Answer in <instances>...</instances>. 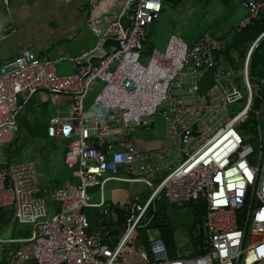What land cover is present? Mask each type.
<instances>
[{"label": "built area", "instance_id": "2783aa9c", "mask_svg": "<svg viewBox=\"0 0 264 264\" xmlns=\"http://www.w3.org/2000/svg\"><path fill=\"white\" fill-rule=\"evenodd\" d=\"M239 1L247 17L237 30L264 17V0ZM164 3L125 0L120 12L88 21L92 48L58 59L22 49L0 67V157L15 138L21 102L40 89L66 94L68 110L48 118L47 135L67 141L64 162L77 179L52 190L59 208L48 212L38 196L35 163L1 161L0 208L13 207L17 221L33 228L5 264H264V136L256 149L237 130L255 108L250 66L264 32L250 43L239 70L223 64L226 45L209 33L191 44L170 35L162 50L149 49V28ZM60 60L70 61L74 73L58 74ZM96 82L101 87L88 100ZM238 100L244 107L230 115V103ZM157 117L164 126L161 144L138 150L135 132L152 128ZM155 176L143 202L136 196L123 206L125 231L113 246L104 225L90 229L87 208L116 214L105 201L109 181L142 184ZM92 187L100 189L97 203L91 202ZM161 193L178 205L205 203L200 253L170 254L153 236L128 260L127 246L153 221Z\"/></svg>", "mask_w": 264, "mask_h": 264}, {"label": "rangeland", "instance_id": "374dc122", "mask_svg": "<svg viewBox=\"0 0 264 264\" xmlns=\"http://www.w3.org/2000/svg\"><path fill=\"white\" fill-rule=\"evenodd\" d=\"M68 10L75 12V9L70 5ZM53 11V10H52ZM42 12V11H41ZM42 16L48 15V12H42ZM246 10L239 0H181L179 3L166 2L160 13L158 19H156L149 28L147 35L146 47L149 49L158 48L162 50L165 47L168 37L172 34L180 36V38L186 43L195 42L202 34L209 33L218 38L227 47V52L223 55V60L228 66L234 68H240L242 60L246 51L247 33L250 30L251 24L248 28L243 29L241 33H238L236 27L246 17ZM35 25L34 31L40 32L38 25H43L42 22L37 20L32 24ZM62 35L58 33H42L41 40L48 42L52 47L54 43L55 47H61L65 41L55 42ZM34 50V49H32ZM54 48L52 47L48 54H53ZM66 54V53H64ZM147 57V56H146ZM263 51L257 49L256 62L252 69L251 87L256 94L255 108L251 111L249 118L244 120L242 124L237 128L247 143L252 144L256 149L259 147L260 139L264 136V83L261 80L264 78V64ZM142 63H146V59L141 58ZM57 73L70 74L73 72L72 63L68 60H60L56 63ZM101 87L100 82H96L93 86L94 91L89 94L90 100L95 96ZM242 94L244 89L241 88ZM88 104V100L86 101ZM244 107V100H238L232 102L229 105L230 115L236 114ZM257 110V114H256ZM34 116L32 122L35 124H43L51 113H53V107L50 103L45 105L39 102L38 106H35ZM158 120H163L161 117H157ZM260 125V131L259 127ZM48 126V122H47ZM47 135V134H46ZM43 134L36 133L33 135L26 129L25 126H20V131L7 152L10 154L9 158L12 161H21L27 159H33L37 165V176L41 184L44 181L49 187L61 186L62 183H77V179L73 176L74 170L68 168L64 163H57L55 168L52 167L54 159H59L62 150L65 148L66 141L62 139L49 138ZM6 152V155H7ZM258 156V150H257ZM48 156L50 158L48 160ZM8 157V156H7ZM48 165V169L42 168V166ZM121 176H127L122 173ZM149 183H136L127 184L118 181H109L106 185L111 186L112 189H118L120 194V202L129 200V198L135 195L141 198L143 202L146 196L157 184L155 177L145 178ZM47 181V182H46ZM134 192V194H133ZM92 195V202L99 201V190L94 188L90 190ZM46 206L48 212L52 210L53 200L50 194L45 196ZM130 204V202L128 203ZM157 213L156 221L160 224H166L175 230L177 240L169 248L171 252L175 253L177 250L181 252L183 256L189 255L194 251V242L198 236H200L201 243L206 240L205 230L202 228L201 219L204 214V207L201 205H188L184 204L179 206L175 203H169L165 195L162 193L156 200ZM124 206V205H123ZM121 207V209L123 208ZM245 211L242 209L238 212L239 225L243 226L245 221ZM106 220H110V217L106 216ZM193 234L189 231L194 227ZM125 221H119L116 224L110 226V231L113 235L121 237L125 231ZM146 229H150L147 234ZM28 234V231L25 230ZM158 230L151 228V226L138 229L134 234L135 247L137 249L142 244L147 242L148 237H153L158 234ZM246 237H249L247 235ZM117 240L114 239L111 246L115 244ZM245 245H247V240ZM132 254L133 248L130 250ZM3 253V251H2ZM1 260V257H0Z\"/></svg>", "mask_w": 264, "mask_h": 264}, {"label": "crops", "instance_id": "0c3cea01", "mask_svg": "<svg viewBox=\"0 0 264 264\" xmlns=\"http://www.w3.org/2000/svg\"><path fill=\"white\" fill-rule=\"evenodd\" d=\"M124 1L125 0H7V3H5L4 0H0V67L7 60L16 57L22 49H30V50L34 49L32 51L37 55V57L41 59H45V58L58 59L65 55H70V56L76 55L84 50L92 48L96 40L93 33L87 29L88 21H90L95 17L112 15L120 12L123 7ZM70 5L75 9V12L68 10V6ZM41 11L48 12V15L43 17L42 16L43 13ZM246 14H247V10H246ZM36 20L39 23L42 22L43 24V25H38L40 32L34 31L33 27L35 25L32 24ZM248 26L241 28L240 30L237 29L236 30L238 33H241L243 29H246ZM43 32L61 34L62 36L57 40H55V42L58 41H65V42L61 47L58 48L55 47L54 46L55 44L53 43L52 44V47L54 48L53 54L52 53L48 54V52L51 50L52 47H49L50 44L48 42H44L41 40ZM250 43L251 41L248 42L246 46L245 54L247 52ZM227 48L228 47L226 46V49ZM225 52L227 51L225 50ZM245 54L240 68H234L228 66L224 60H223V64L228 68H234L239 70L243 66ZM72 70H73L72 73H74L75 71L74 66ZM251 72H252V66H250V73ZM251 77H252V73H251ZM212 82H213V74L211 76L209 75L206 87L209 85V83ZM261 83H264V78L261 80ZM94 89L92 88L91 91H94ZM89 99L90 97H88V100ZM70 100L71 97L66 94L53 93L44 89H40L36 91L26 104H24V102L20 103L21 109L19 110L17 115L18 130L15 133V138L20 131L21 125L25 126L26 129L30 131L33 135H36V133H38L39 135L40 133L43 134V130H45V135L47 134L48 120L43 122V124L41 125L37 123L34 124L32 122V118L35 114L34 112L35 106H38L39 102H42L44 105L47 102L50 103L54 111L53 113L50 114L51 116L53 114H61V115L65 114L68 110ZM161 122L162 121L161 120L159 121L157 118L152 128L147 130L141 129L135 132L134 139H135V145L138 150H149L159 147V145L162 142L163 132H164V126L162 125ZM46 136L48 137V135ZM56 139H61V138H56ZM62 140L66 141L65 139ZM11 144L5 147L4 152L0 157V163L1 161L20 162V161H12L9 158L10 154L7 152V150L8 148H10ZM66 147H67V141L65 144V148L62 150L60 154L59 159L57 160L54 159V161L52 162L53 168L57 166V163L65 164L64 153ZM49 160L50 158L48 156L47 161ZM21 161H33L35 163L37 170L36 162L33 159H27ZM48 167H49L48 165L42 166V168H44L45 170L48 169ZM122 173L124 172H119V175ZM155 180L157 181L156 176H155ZM38 183L40 187V192L38 196L41 197L44 201H45V196H48V194H50L51 196V192L53 189L64 187L68 184H71V182H69V183H62L61 186L58 187L57 186L49 187L47 186L48 184L45 183L44 181L41 184L39 179H38ZM94 188L96 187H92L91 189H89L91 202H92V195L90 193V190ZM98 190L100 189L98 188ZM104 195H105L106 204L113 206L116 209L115 210L116 214L114 216L102 215V212L99 208H87L86 212L90 219V229L97 230L101 225H104L106 231L112 234V232L110 231V226L118 223L119 221H124L125 218L124 211L123 208L121 209V207L123 205H127L137 195H135L134 197L131 196L126 204H125L126 201H123L122 202L123 204H121L119 190L112 189V185L105 187ZM99 200H100V191H99ZM97 202L93 201V203H97ZM51 207H52V211L57 210L59 208V204H57L53 200V205ZM204 207L206 208L205 203H204ZM106 216L110 217V220L107 221ZM100 217H103L104 219L102 223H100L98 220ZM202 228L204 230L203 221H202ZM25 230L28 231V234ZM32 230L33 228L31 225L22 224L17 221L13 207L8 206V207L0 208V257H1L0 264H5L9 261L12 253L20 246L22 241L31 236ZM173 231H174V235H173V239H174L173 244H174L177 240V235L175 230ZM155 236H160L159 232L157 235H154V237ZM113 237L117 241L120 238L117 237L116 235H113ZM151 238L153 237H148L147 242L145 244H142V246H139L137 249H134L135 244L134 246H130L128 244L127 259L128 260L129 258L132 259V257L130 256V254H132L130 252L132 248L134 251L133 253H135L132 254L134 257H136L137 255L136 253L139 248L147 249L148 243ZM194 247H195L194 251L192 253H189V255L191 256L200 253V248H198V245ZM167 249L170 254L173 253L171 252V250H169L168 247Z\"/></svg>", "mask_w": 264, "mask_h": 264}, {"label": "trees", "instance_id": "16d2710c", "mask_svg": "<svg viewBox=\"0 0 264 264\" xmlns=\"http://www.w3.org/2000/svg\"><path fill=\"white\" fill-rule=\"evenodd\" d=\"M181 0H165V3L166 2H175V3H179ZM249 27V26H248ZM247 27V28H248ZM262 32H264V17L263 18H260L259 20L253 22L251 24V27H250V30L248 31L247 33V42H252L258 35H260ZM254 38V39H253ZM259 50H262L263 51V64H264V36L263 38L260 40L259 42V45H258V48ZM257 49L256 51L254 52L253 54V57H252V63H251V66H252V69L255 65V62H256V53H257ZM228 50V48L226 49V51ZM188 205H201L202 207H204V202H201V203H197V204H194L192 202H189V203H186ZM120 211V210H119ZM121 212V211H120ZM204 212H205V207H204ZM202 222V221H201ZM149 226H151V228H155V229H158L159 231V234L161 236V238H163L165 244L167 245L168 248H170L173 244V235H174V231L173 229L166 225V224H160L159 222L156 221V216L154 217L153 221L149 224ZM196 226L194 225V227L191 228V230L189 231L191 234H193V231H194V228ZM111 234V233H110ZM113 236V234H111ZM135 239L132 237L131 238V241L129 242V245L130 246H134L135 244ZM203 243H201V240H200V236L197 237V239H195V242H194V246H200L202 245ZM170 250V249H169Z\"/></svg>", "mask_w": 264, "mask_h": 264}, {"label": "snow or ice", "instance_id": "6c2138e0", "mask_svg": "<svg viewBox=\"0 0 264 264\" xmlns=\"http://www.w3.org/2000/svg\"><path fill=\"white\" fill-rule=\"evenodd\" d=\"M148 7L151 8V7H153V5L149 4Z\"/></svg>", "mask_w": 264, "mask_h": 264}]
</instances>
